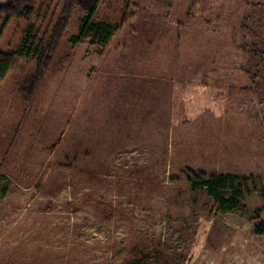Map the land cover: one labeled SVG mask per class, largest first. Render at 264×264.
<instances>
[{
  "label": "rangeland",
  "instance_id": "374dc122",
  "mask_svg": "<svg viewBox=\"0 0 264 264\" xmlns=\"http://www.w3.org/2000/svg\"><path fill=\"white\" fill-rule=\"evenodd\" d=\"M65 1L0 17V264H264V0H100L108 42L73 44L76 0L25 101Z\"/></svg>",
  "mask_w": 264,
  "mask_h": 264
},
{
  "label": "trees",
  "instance_id": "16d2710c",
  "mask_svg": "<svg viewBox=\"0 0 264 264\" xmlns=\"http://www.w3.org/2000/svg\"><path fill=\"white\" fill-rule=\"evenodd\" d=\"M100 0H92V6L89 8L88 14L81 20V26L77 36L71 38L73 44L83 42L90 39L93 42L105 44L108 42L111 34L112 27L103 22H93L92 16L96 5ZM34 0H14L12 4L0 5V17H6L7 20L16 17L21 18L28 10ZM76 0H66L63 6L62 14L57 20L55 27L48 39L46 46L43 50L37 48L32 55L35 61L33 70L24 78V81L19 86V91L23 100L28 101L32 94L37 89L38 82L47 68V65L55 53L58 43L62 37L63 29L65 28L68 17L73 12V7ZM15 65V60L10 55L0 54V81L9 73ZM237 178L232 175H213L207 180H199L196 183L199 187H204L207 193L218 204L222 211H232L239 207L240 200L243 197V192L240 190V185H236ZM230 191L229 196H222L226 191ZM256 235H264V223L255 229ZM139 259L146 261V258L140 257Z\"/></svg>",
  "mask_w": 264,
  "mask_h": 264
}]
</instances>
